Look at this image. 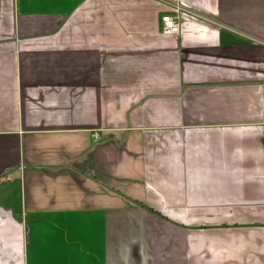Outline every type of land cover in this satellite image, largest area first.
<instances>
[{"label":"crops","instance_id":"crops-1","mask_svg":"<svg viewBox=\"0 0 264 264\" xmlns=\"http://www.w3.org/2000/svg\"><path fill=\"white\" fill-rule=\"evenodd\" d=\"M0 264H264V0H0Z\"/></svg>","mask_w":264,"mask_h":264},{"label":"rangeland","instance_id":"rangeland-1","mask_svg":"<svg viewBox=\"0 0 264 264\" xmlns=\"http://www.w3.org/2000/svg\"><path fill=\"white\" fill-rule=\"evenodd\" d=\"M116 139L119 140V138ZM71 164L72 162L68 161L61 167H64V169H70ZM64 169H62V172H64ZM68 173L74 181H77L76 176H73L69 171ZM29 177L30 174L26 179L25 193L27 194V198H31V196L34 195L36 197L44 198V200L48 199L52 205H55L56 203H62L63 201L74 202L75 200L78 201L81 198L91 199L98 195L93 180H86L82 184L78 185L77 182H74L71 178H65V176L60 177L57 172L52 171V174H48L47 178H44L43 180L42 177L40 180V182H47V186L40 185L33 189L31 187L33 181H31ZM87 177H90V175H87ZM121 187L123 188V186ZM121 187L116 185L115 190H112L117 195V197L119 194L124 195V190ZM64 205L66 204L63 202V207Z\"/></svg>","mask_w":264,"mask_h":264},{"label":"built area","instance_id":"built-area-1","mask_svg":"<svg viewBox=\"0 0 264 264\" xmlns=\"http://www.w3.org/2000/svg\"><path fill=\"white\" fill-rule=\"evenodd\" d=\"M175 16L164 15L160 19L161 33L164 35H176L180 31L178 15L182 13L183 8L176 5L173 8Z\"/></svg>","mask_w":264,"mask_h":264}]
</instances>
